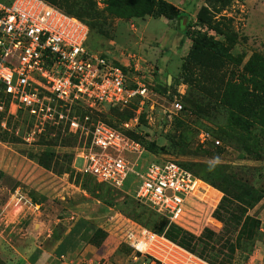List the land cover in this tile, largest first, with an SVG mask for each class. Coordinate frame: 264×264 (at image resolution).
<instances>
[{
    "label": "rangeland",
    "instance_id": "1",
    "mask_svg": "<svg viewBox=\"0 0 264 264\" xmlns=\"http://www.w3.org/2000/svg\"><path fill=\"white\" fill-rule=\"evenodd\" d=\"M69 3L80 13L92 11L91 18H79L89 27V50L114 63H125L128 54L146 62L152 87L141 109L134 102L90 115L140 152L125 153L132 172L121 187L99 184L73 167L83 136L62 125L39 126L23 111L9 114L0 86V264H14L18 245L39 244L49 231L58 233L41 243L53 244L82 218L98 227L91 240L107 243L112 264L123 257L128 264H161L149 256L131 259L124 233L132 223L180 248L172 247L181 260L264 264V0H175L186 10L180 21L121 16L117 0ZM203 8L211 18L204 27L196 21ZM186 24L218 48L187 60ZM174 101L182 107L178 113L170 108ZM166 161L205 184L179 225L135 199L139 175Z\"/></svg>",
    "mask_w": 264,
    "mask_h": 264
},
{
    "label": "built area",
    "instance_id": "2",
    "mask_svg": "<svg viewBox=\"0 0 264 264\" xmlns=\"http://www.w3.org/2000/svg\"><path fill=\"white\" fill-rule=\"evenodd\" d=\"M88 35L85 24L42 0H0V86L9 114L23 111L39 126L62 125L83 136L74 169L99 184L119 188L132 172L125 153H139V145L90 115L134 102L141 109L152 87L151 76L137 55L128 54L125 63H114L92 52L86 45ZM170 108L177 113L182 110L177 101ZM4 109L0 105V112ZM75 109L88 114L74 116ZM76 160L81 161L80 167ZM203 187L201 180L175 162L150 163L139 175L135 199L179 225L187 203L201 195ZM124 240L133 261L149 256L161 264H196L181 260L172 247L180 248L164 236L134 223L126 229Z\"/></svg>",
    "mask_w": 264,
    "mask_h": 264
},
{
    "label": "crops",
    "instance_id": "3",
    "mask_svg": "<svg viewBox=\"0 0 264 264\" xmlns=\"http://www.w3.org/2000/svg\"><path fill=\"white\" fill-rule=\"evenodd\" d=\"M165 1L179 12H186L185 8H180L175 4V0L173 2ZM96 228L98 227H94L88 219L82 218L76 219L67 226L51 245L41 243V241H49L53 234L58 232L49 231L45 236H40V239L37 240L39 244L28 239L24 246H17L19 257L14 264H79L87 260H94L100 264H112L109 262L112 257L106 247L107 243L95 245L90 241ZM127 262L126 257H123L118 264H128Z\"/></svg>",
    "mask_w": 264,
    "mask_h": 264
},
{
    "label": "trees",
    "instance_id": "4",
    "mask_svg": "<svg viewBox=\"0 0 264 264\" xmlns=\"http://www.w3.org/2000/svg\"><path fill=\"white\" fill-rule=\"evenodd\" d=\"M42 1L60 10L62 13L66 14L67 16L74 17L79 21H81L79 18H85L86 16L91 18L92 16V11H90V9L87 11L88 13H80L79 11L74 10L73 5H70L69 3L71 0H42ZM116 5H118L119 7H121V9H123L122 12L119 13L121 16H123L124 14H128L129 16H133L136 18L147 16L152 19L164 18L166 20H177V21L186 18V16L182 15V13H180L174 6H172L170 3H168L165 0H117ZM125 6L128 8L126 9ZM210 20L211 18L207 16L206 10L204 8L201 9L200 12L197 14L196 21L199 26L202 27L208 26L210 24ZM81 22L87 26L86 23H84L83 21ZM87 28L89 31L88 26ZM183 33L189 34L190 40L192 41L190 54L187 60H191V59L196 60L198 57L206 56L208 52H212L216 50L219 46V42L215 41L211 37H208L207 34L201 33L200 31H194L190 33L188 24L184 26ZM7 105L8 102H6V107ZM115 108L117 107H107L106 109L109 110ZM19 112L21 111H18L17 113ZM186 170L191 172L194 176H196L199 180H201L195 172L189 169ZM86 177H91V176H86ZM207 180L213 183L211 180L209 179ZM92 236L93 235H91L90 237V241L95 245H101V243L104 241L103 240L102 242H97L100 240L97 239L95 241V238L91 240ZM104 238L105 236L103 237V239ZM182 245L188 248V250H190L191 252H193V249L192 247H190V245H186L185 243H183Z\"/></svg>",
    "mask_w": 264,
    "mask_h": 264
},
{
    "label": "bare ground",
    "instance_id": "5",
    "mask_svg": "<svg viewBox=\"0 0 264 264\" xmlns=\"http://www.w3.org/2000/svg\"><path fill=\"white\" fill-rule=\"evenodd\" d=\"M192 258V257H191Z\"/></svg>",
    "mask_w": 264,
    "mask_h": 264
}]
</instances>
